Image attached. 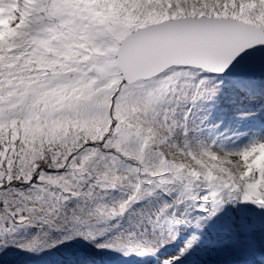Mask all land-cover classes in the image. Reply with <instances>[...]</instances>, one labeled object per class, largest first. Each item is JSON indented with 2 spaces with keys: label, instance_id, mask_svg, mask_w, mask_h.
I'll list each match as a JSON object with an SVG mask.
<instances>
[{
  "label": "snow or ice",
  "instance_id": "obj_1",
  "mask_svg": "<svg viewBox=\"0 0 264 264\" xmlns=\"http://www.w3.org/2000/svg\"><path fill=\"white\" fill-rule=\"evenodd\" d=\"M264 264V0H0V264Z\"/></svg>",
  "mask_w": 264,
  "mask_h": 264
},
{
  "label": "rangeland",
  "instance_id": "obj_2",
  "mask_svg": "<svg viewBox=\"0 0 264 264\" xmlns=\"http://www.w3.org/2000/svg\"><path fill=\"white\" fill-rule=\"evenodd\" d=\"M194 264H198V261H196L195 258H194Z\"/></svg>",
  "mask_w": 264,
  "mask_h": 264
}]
</instances>
